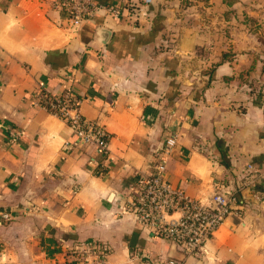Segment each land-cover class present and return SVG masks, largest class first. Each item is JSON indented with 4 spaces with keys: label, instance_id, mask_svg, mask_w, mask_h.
Segmentation results:
<instances>
[{
    "label": "crops",
    "instance_id": "crops-1",
    "mask_svg": "<svg viewBox=\"0 0 264 264\" xmlns=\"http://www.w3.org/2000/svg\"><path fill=\"white\" fill-rule=\"evenodd\" d=\"M174 1L92 0L73 31L47 0H0V214L11 216H0V264H58L93 241L107 264H264V204L251 194L264 192V48L223 0ZM68 87L110 134L106 156L37 104ZM159 166L204 203L243 185L238 216L202 257L123 212L128 188Z\"/></svg>",
    "mask_w": 264,
    "mask_h": 264
},
{
    "label": "built area",
    "instance_id": "built-area-1",
    "mask_svg": "<svg viewBox=\"0 0 264 264\" xmlns=\"http://www.w3.org/2000/svg\"><path fill=\"white\" fill-rule=\"evenodd\" d=\"M52 9L63 11L71 30L76 31L84 21L96 11L92 0H47ZM151 0H143L144 4ZM134 13L141 11L140 6L131 5ZM111 13L117 15L114 9ZM37 104L64 121L76 134L77 141L91 145L98 153L107 155L110 134L95 122L80 114L81 99L77 98L70 87L52 100H43L37 92ZM162 167L150 175H143L128 188L123 212L130 213L136 223L152 237L165 240L184 257L199 258L205 254L208 241L230 215L238 216L239 191L217 188L209 200L191 197L182 188L174 186L162 173ZM251 172V167H247ZM254 179L247 181L252 184ZM246 184V183H245ZM259 203L264 204V192L251 190ZM9 220V213L0 214ZM108 248L98 242H79L67 247L65 260L58 264H107ZM148 264L149 259L142 260ZM57 264V263H56ZM167 264H178L170 260Z\"/></svg>",
    "mask_w": 264,
    "mask_h": 264
},
{
    "label": "rangeland",
    "instance_id": "rangeland-1",
    "mask_svg": "<svg viewBox=\"0 0 264 264\" xmlns=\"http://www.w3.org/2000/svg\"><path fill=\"white\" fill-rule=\"evenodd\" d=\"M174 8L197 10V4L204 0H180L174 1ZM226 14H238V19L233 22L237 27L246 28L249 33L255 35L256 40L264 48V0H223ZM243 13L241 15L240 13ZM251 15L252 18H247ZM264 52V51H263Z\"/></svg>",
    "mask_w": 264,
    "mask_h": 264
},
{
    "label": "trees",
    "instance_id": "trees-1",
    "mask_svg": "<svg viewBox=\"0 0 264 264\" xmlns=\"http://www.w3.org/2000/svg\"><path fill=\"white\" fill-rule=\"evenodd\" d=\"M40 93H41L43 100H49V99L52 100L53 99L52 95L44 92L43 90H41Z\"/></svg>",
    "mask_w": 264,
    "mask_h": 264
},
{
    "label": "water",
    "instance_id": "water-1",
    "mask_svg": "<svg viewBox=\"0 0 264 264\" xmlns=\"http://www.w3.org/2000/svg\"><path fill=\"white\" fill-rule=\"evenodd\" d=\"M173 247V246H172ZM174 248V247H173ZM175 249V248H174Z\"/></svg>",
    "mask_w": 264,
    "mask_h": 264
}]
</instances>
